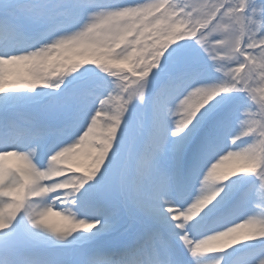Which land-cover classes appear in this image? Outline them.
<instances>
[{"label": "snow or ice", "instance_id": "obj_1", "mask_svg": "<svg viewBox=\"0 0 264 264\" xmlns=\"http://www.w3.org/2000/svg\"><path fill=\"white\" fill-rule=\"evenodd\" d=\"M0 264H264V0H0Z\"/></svg>", "mask_w": 264, "mask_h": 264}]
</instances>
